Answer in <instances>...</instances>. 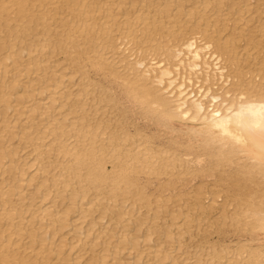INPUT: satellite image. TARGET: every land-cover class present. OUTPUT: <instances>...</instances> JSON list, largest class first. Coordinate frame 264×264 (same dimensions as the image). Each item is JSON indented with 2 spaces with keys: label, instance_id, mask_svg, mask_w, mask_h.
<instances>
[{
  "label": "bare ground",
  "instance_id": "obj_1",
  "mask_svg": "<svg viewBox=\"0 0 264 264\" xmlns=\"http://www.w3.org/2000/svg\"><path fill=\"white\" fill-rule=\"evenodd\" d=\"M135 1L0 0V264H109V260L126 264L119 256L125 241L129 251L150 246V228L144 236L136 232L127 237L122 232L112 247L108 236L103 240L97 234L93 244L104 241L103 252L85 260V252L80 249L75 256L63 259L58 254L83 241L91 228L84 229L83 237L75 242L53 240L57 230L68 223H80L84 212L95 209L91 207L94 199H108L104 208H97L100 218L111 206H125L136 193L129 189L139 179L138 174L159 175L165 173L163 169L201 161L200 155L189 159L188 153L180 156L157 148L138 129L131 131L125 107L138 105L144 118L168 128L176 118L199 121L200 126L190 130L204 148L216 144V154L227 163L238 164L229 155L242 154L253 161V169L245 172L248 178L254 172H261L264 178L262 2L243 0L240 8L237 0H199L196 10H185L183 3L171 6ZM219 4L228 9L224 16L205 20L203 15ZM230 13L248 18L234 36L220 37L212 26L220 20L223 26L233 27L236 22L227 20ZM260 16L263 20L254 24V18ZM254 27L259 33L251 37ZM17 120L27 123L19 127ZM12 138L24 145L9 146L6 142ZM43 139L54 142L46 149L54 157L51 162L44 160L39 149ZM25 147H30L26 155L21 153ZM33 151L37 153L32 161H25ZM28 169L41 174H26ZM53 169H57V179L63 177L58 183L64 187L73 177L84 181L69 190L78 201L89 195V189L96 190L93 198L81 202L84 206L78 210L76 221L67 217L72 200L58 209L33 202L39 194H50L49 187L57 182L47 176ZM26 187L34 189L25 194ZM221 197L213 191L209 203L197 200L193 207L210 211ZM138 200L149 204V200ZM135 201L131 200L126 211L109 215L104 223L113 218L119 223L124 214L133 223L131 212L137 213L135 219L143 213L134 206ZM190 205L188 201L165 198L148 217L158 218V211L169 206L187 209ZM29 209L32 213L24 219ZM234 213L222 214L221 221ZM240 213L248 219L250 233L256 228L264 231V199L251 200ZM166 215L171 220L162 221L167 225L164 240L176 243L174 248L162 250L161 242L154 244L149 254L156 256V264H264L261 243L255 247L237 244L233 250L211 243L194 253L185 251L182 234L186 230L178 225L172 231L170 226L180 214L171 211ZM187 217L183 216L184 226L192 220ZM136 223L138 231L142 222ZM46 234L52 236L44 241ZM34 239L39 241L36 245ZM177 252L185 255L176 256ZM140 258L139 252L133 263Z\"/></svg>",
  "mask_w": 264,
  "mask_h": 264
},
{
  "label": "rangeland",
  "instance_id": "obj_2",
  "mask_svg": "<svg viewBox=\"0 0 264 264\" xmlns=\"http://www.w3.org/2000/svg\"><path fill=\"white\" fill-rule=\"evenodd\" d=\"M199 0H136L135 3H169L171 6H174L179 3H183L186 5L185 10H196L198 8ZM250 1V0H249ZM262 2L259 10H262V6L264 5V0H259ZM130 2V1H128ZM227 0H224V3ZM238 5L243 8L244 1L237 0ZM253 4V0H251ZM195 6V7H194ZM134 10V9H133ZM227 7L224 4H219V7L210 11L203 15L204 19H208L209 17L212 19V16H216L220 18L224 16V13L227 11ZM264 10V9H263ZM264 13V12H263ZM228 22H232L234 20L235 25L231 28L223 26L224 22L218 20L216 21V25H213L212 28L215 29L220 37L230 38L234 36L243 25V21L248 17L244 15L235 17L232 13L227 15ZM202 19L201 22H205ZM254 24H260L261 20H263L262 16L259 18H254ZM220 25V26H219ZM264 25V22H263ZM222 26V27H221ZM259 31L257 28H253L250 31L251 37H256ZM61 59V58H60ZM60 65H64L61 63ZM124 103L119 104V108ZM125 116H129L130 130L134 131V129H138L140 135L148 138L147 140L152 143L157 148H163L165 150H169L175 152L177 155L183 156L185 153H188V158L193 159L196 155L201 156V161L190 162L187 166H177L171 167L168 169H163L165 173H161L159 175H155L154 173L150 174H138L137 177L139 179L136 180V185L131 186V193L136 192L125 202L128 206H124V203L119 204V206H111L107 208V215L104 218L98 217L99 211L97 208H104L105 203H108L107 198H103L101 201L95 200L93 201V205L91 207L95 209H90L87 212H84V217L80 223H68L66 227L62 230H57L56 234L53 236V240H58V238H62L63 240L68 242H75L78 240V237L82 236V231L88 227H90V231L87 233V236L84 237L83 241H77L74 243L73 247L69 250L65 247L61 253L58 254L59 257L63 259L65 257H73L76 253L81 249V251L85 252V260H91L94 257L95 253H101L104 249V241L98 244H93L94 237L97 234L103 236V240L108 239L112 242L110 243V247L113 244H116L118 241V237L122 232H125L127 237H132L134 233L143 234L146 232V228H150L152 230V234L150 237L149 247L140 246L133 248L131 251L130 246H128V242L125 241V248L122 249L119 256L126 261V264H156L153 253L149 254V251L153 249L154 244L157 242H161L160 250L162 249H170L175 247V241H166L164 240V230L166 229V224L162 223L164 220L169 219L170 215H166L168 212H178L180 215L175 219V223L171 226L172 231H175V226H180L183 230L182 236L184 239V243L186 245L185 251L188 252H196L198 247H204V245L208 244H218V246L228 245L230 250L235 249L237 244L249 243L252 247L257 246L261 243V248L264 249V231L259 229H254L252 233L249 231V227L246 224L248 219L244 218V216L240 213L251 200H255L258 198L264 199V178L261 176V172H254L250 178L245 174L247 168L250 167L251 171L253 168L251 165L253 161L245 159L242 154L229 155L233 156V159L238 162L237 163H227L220 160L219 156L216 154L217 145L212 144L211 146L203 147L201 145L200 139L193 138V134L191 133L192 128H197L200 126L199 121H191L189 119H173L172 126L170 128L160 125L159 122H154V120L147 119L143 117V110H141L138 105L133 107H125ZM13 116L12 114H10ZM133 118V119H132ZM130 120H133V123H130ZM19 127L24 126L27 122L22 120H17ZM2 129V128H1ZM43 135V134H39ZM137 137L140 138L141 136ZM143 140V138H141ZM52 140L47 141L46 139L42 140L39 149H42L41 152L45 156L46 161H53L52 152L47 151V148H51L52 146H48V144H53ZM9 146H21L24 145L22 141H18L15 138L10 139L6 142ZM30 147H25L21 150V153L26 155L30 152ZM51 152V153H50ZM37 151H33L29 153L24 160L31 162L32 157L35 156ZM49 156V158L47 157ZM61 159H63L61 157ZM26 166V164L24 165ZM256 166V165H255ZM110 165H108L107 169L110 170ZM57 169H53L52 172L48 173L47 176L55 177V171ZM162 170V169H161ZM84 170L81 167L80 172L82 173ZM37 175L41 174L39 170H31L28 169L26 174ZM84 177V176H83ZM82 178V177H80ZM63 177H58L57 182L54 186H50V194L46 197L44 196H35L33 202L35 204H44L45 206L51 204V209H58L62 204L64 207L67 202H74L72 204V208L69 211V215L67 216L71 220H75L78 215V210L84 206L81 205V202L86 201L88 198H93L94 192L96 190L89 189L88 196L84 199L77 200L78 196L72 197L69 195V190L71 186H76L78 183L83 184L84 181H79L77 178L73 177L67 186H63L62 183H58ZM50 185L49 181H46ZM38 184V183H36ZM34 187H26L24 189V193H30ZM16 190V189H15ZM13 190V192L15 191ZM218 192L221 194V199L217 200L216 207L210 211L205 210H195L193 205L195 201L200 200L204 204L209 203L211 192ZM57 192L58 196L54 197L53 194ZM129 193H124V196H129ZM141 198L142 200H149L148 205H143L138 200ZM165 198H175L180 199L181 201H188L191 205L187 209H179L177 206H169L167 210L158 211V218L152 220L148 216H152L154 213L155 205L159 203L160 200ZM135 199L134 206L139 208L143 213L136 218L137 213L135 211L131 212V217L133 219V223L131 220H128V214H124L121 217V222L115 223L114 218L109 223H104L105 219L109 218V215H115L116 212H124L131 204V200ZM141 200V201H142ZM142 205V206H141ZM37 206V205H35ZM121 206V207H120ZM141 206V207H140ZM34 208V207H33ZM125 210H120V209ZM92 210V211H91ZM235 211L232 217H228L225 221H221V215L226 214L230 211ZM32 213V209L27 210L23 217L24 219L29 217ZM170 214V213H169ZM188 215L192 220L187 226L181 224L183 216ZM162 216V217H161ZM130 217V216H129ZM187 217V218H188ZM90 220L95 221V223H87ZM76 221V220H75ZM136 222L140 223V229L137 231ZM37 226L38 225L37 223ZM44 226V225H41ZM189 226V227H188ZM55 229H57L55 227ZM205 234V238H201V236ZM50 234H46L44 241L50 239L48 236ZM52 236V235H50ZM203 240H208L207 244H203ZM201 240V241H200ZM26 242H29L28 240ZM39 241L33 240V243L36 245ZM193 242H196L197 245H193ZM127 243V244H126ZM121 245V244H120ZM141 254V258L133 263L134 258H136V254ZM161 252V251H160ZM53 252L52 254H54ZM182 253H175L176 256ZM183 256L185 254H182ZM181 255V256H182ZM60 258V259H62ZM180 258V257H179ZM109 264H113L111 260L108 261ZM171 262H165V264H170ZM72 264H81V262H73ZM185 264V262H183ZM189 264V263H187Z\"/></svg>",
  "mask_w": 264,
  "mask_h": 264
}]
</instances>
